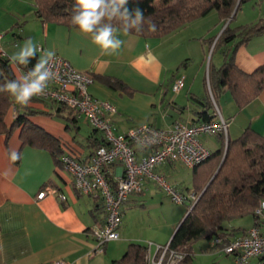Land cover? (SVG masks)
Instances as JSON below:
<instances>
[{"label":"crops","instance_id":"1","mask_svg":"<svg viewBox=\"0 0 264 264\" xmlns=\"http://www.w3.org/2000/svg\"><path fill=\"white\" fill-rule=\"evenodd\" d=\"M258 4L257 20L264 17V0ZM8 6L12 12L0 11V55L9 59L31 38L39 49H53L77 70L90 73L93 77L90 94L115 106L105 116L117 132L124 133L143 123L168 128L177 121L200 122L202 115L198 111L204 108L201 101L208 103V98L213 97L228 122L226 137L237 138L246 128L264 136V88L242 100L241 92L249 85L241 79L239 84L231 81L220 84L217 73L229 59L246 74L264 65V31L245 41L241 35L217 41L226 23L217 11L210 27L198 30V26L189 27L212 10L160 37H144L115 27L124 44L116 54L103 55L90 36L83 35L75 26L37 17L34 0H8ZM243 25L246 24L242 22L231 29ZM186 28H193L192 34L185 35ZM210 34L213 36L207 37ZM206 49L208 52L212 49V55L217 50L218 55L214 60L211 55L204 65ZM42 54L38 52L37 58ZM198 57L199 65L190 73L189 68ZM10 65L16 78L27 72L21 66L11 62ZM179 76L184 77V85L173 91L172 83ZM110 81L116 85H110ZM16 105L13 99L4 119L7 126L13 122ZM59 107L56 102L35 97L25 109L20 106V111L28 112V122L58 144L57 156L45 144H24L20 137L22 126L12 128L8 135L0 133V264H53L56 260L64 264H152L146 255L151 259L157 257V245L169 243L189 209L190 195L197 196L193 168L179 161L157 165L155 172L185 195L184 202L172 201L157 182L145 179L142 189L130 193L123 205L118 239L108 241L103 251L96 253L90 228L105 219L102 198L80 193L58 160L62 153L70 152L88 161L101 133L94 131L85 119L74 117V111ZM212 107L207 109L211 115ZM198 139L209 151L220 146L218 135L204 134ZM135 148L138 156L145 153ZM13 152L19 156L15 161L11 159ZM122 169L119 161L108 166L113 185ZM204 175L199 168L198 178ZM47 186L54 191L37 198ZM235 220L239 222L233 224ZM231 221L227 226L232 230V238L242 235L255 223V218L245 215ZM259 230L264 233V222L259 224ZM198 240L190 246L192 264H199L193 249ZM207 240L211 247V240ZM132 244L141 246L144 253L141 262H134L132 253L123 259ZM212 249L219 260L209 264H234L231 254ZM205 255L211 259L212 254Z\"/></svg>","mask_w":264,"mask_h":264},{"label":"trees","instance_id":"2","mask_svg":"<svg viewBox=\"0 0 264 264\" xmlns=\"http://www.w3.org/2000/svg\"><path fill=\"white\" fill-rule=\"evenodd\" d=\"M155 1L157 0H129L128 9L133 11L139 8L145 18L141 31L132 29L130 32L144 37H160L212 10L217 11L227 21L234 16V9L238 8L244 0H158L161 3L160 6H156ZM73 3L74 0H34L35 13L43 21L56 20L74 26L71 24ZM150 22L155 23L157 29L155 32L149 30ZM112 23L114 27L121 28L119 21L114 20ZM262 31H264V17L240 26L236 30H232L226 25L217 41H227L235 35H241L242 40L245 41ZM35 62L34 59L27 67H21L28 71ZM217 73L220 84L230 81L239 84L238 81L241 79L242 83L249 85L241 92L242 100H247L264 88V65L257 68L252 74H246L237 69L229 59L217 70ZM15 78L9 59L0 55V85ZM110 85L115 86L116 82L110 81ZM213 96L215 97L214 94ZM12 100L13 98L7 93H0V133L8 135L12 128L22 126L20 137L24 144H45L57 156L60 153L58 144L28 122V112L20 111L21 105H16L17 111L12 124L6 125L4 119ZM57 104L60 106L59 110L67 108L60 103ZM200 104L204 106L201 111H198L202 115L201 121L210 120L213 116L207 112V109L212 107L211 99L208 98V103L201 101ZM23 107L25 109V106ZM67 109L71 113L74 111L70 108ZM73 116L76 117V113H73ZM217 135L220 139V146L210 151L204 161L192 167L194 170V192L197 195V200L187 210L169 241L168 245L171 249L184 253V257L175 264H192L193 254L190 251V246L199 237L210 240L214 237L230 239L232 230L229 229L227 223L233 219L252 215L255 218V223L259 224L255 209L260 201L264 200V136L250 128H246L240 136L234 139L225 137L223 133ZM96 140L97 146L103 143L102 135ZM223 155V161L214 174ZM58 161L60 162V157ZM199 168L205 174L200 179L197 176ZM105 177L114 186L107 169ZM130 253L135 256L134 262H141L144 259L140 245L132 244L123 259Z\"/></svg>","mask_w":264,"mask_h":264},{"label":"built area","instance_id":"3","mask_svg":"<svg viewBox=\"0 0 264 264\" xmlns=\"http://www.w3.org/2000/svg\"><path fill=\"white\" fill-rule=\"evenodd\" d=\"M49 67L52 68L54 77L49 82L46 93L35 98L57 102L73 109L77 118L85 119L103 137V143L96 147L88 161H82L70 152H64L60 156L61 165L72 176L75 188L82 194L102 198L105 219L90 228L95 242L94 252L100 253L108 241L118 239L123 205L130 193L142 189L145 179L157 182L172 201L184 202L185 195L168 183L163 175L156 173L154 168L166 161H179L189 167L201 163L209 156L210 151L198 137L218 133H223L226 137L228 122L211 97L213 117L208 121L194 124L177 121L168 128L143 123L124 133L117 132L105 116L107 112L114 111L115 106L109 101L98 100L90 94L89 86L93 82L90 73L77 70L67 59L58 54H55ZM183 85L184 77L179 76L172 83V89L178 91ZM135 147L145 150V153L138 156ZM115 161H119L123 169L117 176L115 185L112 186L105 177V170ZM53 191L47 186L39 191L37 198ZM59 196L64 198L61 194ZM190 196L192 200L189 208L197 200L194 194ZM257 217L259 224L264 222V216L257 215ZM259 224H253L242 235L228 240L214 237L210 243L211 247L231 254L234 264H264V233L260 232ZM168 244L157 245L159 252L157 257L151 259L146 255V260L151 261L152 264L177 263L184 257V253L171 249ZM53 264H64V262L56 260Z\"/></svg>","mask_w":264,"mask_h":264},{"label":"clouds","instance_id":"4","mask_svg":"<svg viewBox=\"0 0 264 264\" xmlns=\"http://www.w3.org/2000/svg\"><path fill=\"white\" fill-rule=\"evenodd\" d=\"M129 0H74L72 6L71 24L83 35L90 36L92 43L97 45L101 54H116L124 44L117 35V29L112 21H119L124 32L132 29L142 30L145 21L143 12L136 8L130 11L127 7ZM149 30L155 32V23H149ZM149 47V45H145ZM42 55L37 58V53ZM55 57L53 49H39L34 41L26 39L19 46V51L9 57L13 65L27 67L32 60L35 64L28 71L15 79H11L0 85V93L10 95L16 104L28 106L34 97L43 96L46 93L49 82L54 73L49 67ZM19 158L16 152L11 154L13 161ZM264 200H261L256 214L264 216Z\"/></svg>","mask_w":264,"mask_h":264},{"label":"rangeland","instance_id":"5","mask_svg":"<svg viewBox=\"0 0 264 264\" xmlns=\"http://www.w3.org/2000/svg\"><path fill=\"white\" fill-rule=\"evenodd\" d=\"M0 11L3 13H9V12H12V9L11 7L8 6V0H0ZM258 0H244L240 3L239 7L238 8H235L234 10V16H232V18L228 19L226 21V23H224V27L227 25L229 26V28H235V26H237L238 24L242 23L243 24H250L254 21L257 20V13L259 12L260 10V6L258 4ZM155 5L156 6H160L161 3L160 1H155ZM215 10H213L211 12V14H209L208 16L206 17H202V18H199L200 20H197V22H192L189 27H195L196 29V26H198L197 30L200 29H203V28H206V27H210L211 25H213V21H214V18H215ZM199 21V22H198ZM222 26V28H223ZM218 28V27H217ZM193 28H186L185 29V35L187 34H192L191 32L193 31L192 30ZM214 34V33H213ZM213 36L212 34L208 35L207 37H211ZM207 51V49H206ZM212 49L209 50V52L207 51L206 52V59H204V65H206L207 61L210 60L211 58V55H212ZM218 55V52L217 50L215 51V53L212 55L213 57V60L215 57H217ZM199 60L200 58L198 57L197 59L194 60V62L191 64L190 68H189V71L190 73L194 72L198 65H199ZM67 109V108H65ZM184 206V205H183ZM185 208V207H184ZM245 220H243L242 222H244ZM232 222V221H231ZM239 220H235L233 221V224L234 223H238ZM199 240L194 244L193 246V249L194 251L197 253L195 255L196 259L199 260V264H209L212 260H219L217 256H214L215 254H213L211 251H213V249L209 246V243H208V240L203 238V237H199L198 238ZM216 251V250H214ZM210 255L212 254L211 259H207L206 258V255Z\"/></svg>","mask_w":264,"mask_h":264},{"label":"water","instance_id":"6","mask_svg":"<svg viewBox=\"0 0 264 264\" xmlns=\"http://www.w3.org/2000/svg\"><path fill=\"white\" fill-rule=\"evenodd\" d=\"M234 10H235V9H234ZM224 155H225V151H224ZM224 155H223V157H222V160H221V162H220V164H219L218 168L216 169L215 173H216V172H217V170L219 169V167H220V165H221V163H222V161H223ZM215 173H214V174H215ZM213 176H214V175H213ZM213 176H212V178H213ZM212 178H211V179H212ZM211 179H210V180H211Z\"/></svg>","mask_w":264,"mask_h":264}]
</instances>
